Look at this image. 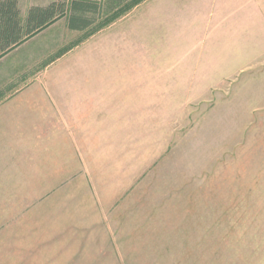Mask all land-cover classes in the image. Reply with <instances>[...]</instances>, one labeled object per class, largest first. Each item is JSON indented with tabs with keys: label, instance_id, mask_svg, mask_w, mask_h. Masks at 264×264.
<instances>
[{
	"label": "rangeland",
	"instance_id": "374dc122",
	"mask_svg": "<svg viewBox=\"0 0 264 264\" xmlns=\"http://www.w3.org/2000/svg\"><path fill=\"white\" fill-rule=\"evenodd\" d=\"M105 17L6 69L40 74ZM263 26L241 19L95 121H0V264H264Z\"/></svg>",
	"mask_w": 264,
	"mask_h": 264
},
{
	"label": "crops",
	"instance_id": "0c3cea01",
	"mask_svg": "<svg viewBox=\"0 0 264 264\" xmlns=\"http://www.w3.org/2000/svg\"><path fill=\"white\" fill-rule=\"evenodd\" d=\"M57 1L70 0H16L23 24L31 8ZM258 13L264 23V0H143L47 60L40 74L30 78L28 71L16 75L6 69L14 52L52 28L77 37L93 27L72 29L68 15L61 16L0 56V121H95L96 110L127 108L124 101L142 96L145 84L159 87L160 77L174 76L168 63L191 61L197 52L205 60L224 30ZM44 54L47 59L48 51ZM68 111L76 112L69 118Z\"/></svg>",
	"mask_w": 264,
	"mask_h": 264
},
{
	"label": "trees",
	"instance_id": "16d2710c",
	"mask_svg": "<svg viewBox=\"0 0 264 264\" xmlns=\"http://www.w3.org/2000/svg\"><path fill=\"white\" fill-rule=\"evenodd\" d=\"M143 0H70L30 9L25 25L16 0L0 1V56L57 18L68 15L69 27L83 30L105 14L104 24L120 18Z\"/></svg>",
	"mask_w": 264,
	"mask_h": 264
}]
</instances>
